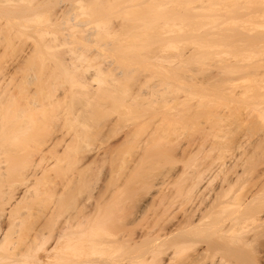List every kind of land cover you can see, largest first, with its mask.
<instances>
[{"label": "bare ground", "instance_id": "obj_1", "mask_svg": "<svg viewBox=\"0 0 264 264\" xmlns=\"http://www.w3.org/2000/svg\"><path fill=\"white\" fill-rule=\"evenodd\" d=\"M210 3L211 8L206 6L209 12L215 9L213 12L225 13L226 5L222 7L220 3L219 9L214 8L219 6L218 2ZM28 8L37 14L26 11V7L23 12L17 9L16 15V10L8 11L14 18L25 14L23 20H28L25 16L30 13L28 22L44 14L39 8L36 11L34 7ZM154 10H150L151 15L150 11L136 15L137 32L136 26H131V14L128 18L131 11L121 17V28L118 23L119 29L114 32L126 33L127 41L118 33L112 34L117 24L112 25V31L108 30L111 36L106 33L108 26L100 25L94 26L93 32L86 29L89 33H85L82 23L70 25L68 22L74 18L62 16L61 22H57L59 29L54 26L64 36L61 44H67L70 40L67 37L73 40L64 46L66 52L61 48L64 54L54 51L58 46L52 45L54 30H48L49 33L48 25H43L50 18L44 14L47 20L45 16L37 17L38 21L33 19L34 23L42 22L39 23L42 26L35 27L47 26L45 30L51 34L52 42L45 30L36 27V31L34 27L33 33L39 36L43 33L45 37L43 34L36 37L47 39L52 47L46 41L41 45L42 40L37 42L40 46L35 44L37 48L31 45L27 59L34 69L26 82L17 78L21 64L14 74L16 80L13 76L10 80L0 79V264H264V95L256 93L250 97L245 88L240 92L230 88L232 92L227 95L233 96L224 99L225 104L219 102L222 98L213 100V96L194 92L181 95L178 89L174 90L172 80L178 81L184 68L181 64L180 74L179 67L168 69L165 63L172 65L174 60L182 63L185 61L182 58L191 57L187 53L165 56L164 48L171 45L181 49L180 24L188 22L191 13L188 10L179 14L174 9L171 13L168 10L167 15L163 9V14L155 12H161L160 9ZM260 13L264 14V9ZM10 14L6 16L11 17ZM64 19H68L65 24ZM228 20L207 27L212 32L207 31L212 34L216 32L214 28L229 27ZM175 21L179 24L176 31ZM242 24L236 26L241 27L239 35L235 25L229 28L235 30V36L247 39L251 29ZM166 26L169 30L173 27L175 34L179 31L178 39L172 38L178 41L177 45L173 40L166 44L171 41L167 36L174 34L168 33ZM54 27L51 25L49 29ZM98 27H102L101 33ZM28 33L27 38L32 34ZM130 33L137 36L132 38L136 37L135 40L139 35L146 48L156 45L144 56L134 52L131 55L127 43L132 42ZM258 34L250 35L247 41L264 44V34ZM56 38L54 43L59 41ZM115 41L116 56L125 59L123 63L115 55H106ZM74 43L82 50L75 48ZM94 43L99 44L97 48ZM103 43L106 46L100 45ZM124 43L127 50L122 48ZM69 44L75 47L71 49ZM40 48L56 54L44 49L42 52ZM74 48L89 52V56L77 50L81 56ZM101 49L105 50L103 54H94L101 53ZM101 55L105 63L99 58ZM111 56L116 60L112 61ZM27 59L23 62L27 61L28 66ZM89 61L100 66H90L91 71ZM138 61L144 64L140 77L135 76L134 64L138 65L135 63ZM222 67L223 74L238 68L230 62ZM256 68L261 73L264 64H257ZM218 75L205 74L203 84L213 87L222 84L220 87L228 92L225 86L229 83L224 84L231 79ZM19 92L24 95L19 96ZM247 97L253 98V103L251 99L245 103ZM238 101L245 106L249 104L250 109L240 106ZM122 130L125 132L121 139ZM116 136L122 140L119 145ZM114 139L117 142L112 147ZM109 140L111 143H106L111 150L103 143ZM126 158L130 163L124 164Z\"/></svg>", "mask_w": 264, "mask_h": 264}, {"label": "rangeland", "instance_id": "obj_2", "mask_svg": "<svg viewBox=\"0 0 264 264\" xmlns=\"http://www.w3.org/2000/svg\"><path fill=\"white\" fill-rule=\"evenodd\" d=\"M8 1V2H7ZM148 1V2H147ZM150 0H0V67L2 68V69H0V70H2V71H0V73H1V75H0V79L2 80V79H4V80H6V79H11L12 78V76H13V78L15 77L14 76V74H15V72H16V70H18L19 69V67H21L22 65V69L20 70L19 69V71L16 73L17 74V78L19 77V81L20 82H22L23 80L25 81V80H27L30 76H31V74H33V71H31L32 69H34V67H32L31 68V66H29L30 65V61L31 60H28L27 58L29 57L27 54L29 53L30 55H31V52H30V49H31V45H32V48H34V45L35 44H37L38 46H40L38 43V40L39 41H41L42 39H39L38 37H36V35L37 36H39L38 35V33L36 34H34L33 32H36L37 30V28L35 27V25L37 24L38 26H42V24H39V23H42V22H40L39 21V23L37 22H33V19H32V22L31 21H29L28 22V20L30 19L31 20V16H30V13H32V10H31V12L30 11H28L27 10V8L28 7H31L30 9H32L33 7H34V9L36 8V9H40V11L39 12H41L42 11V13H44V14H46L47 15V17L48 18H50L49 20L50 21H48V22H46L45 21V24L43 23V25H48V27L50 28V26L52 25V27H54V26H56V27H58V23H59V21L61 22V20L63 19L62 18V16H66L67 18H69V20H70V17H72V18H74V20L72 21V22H68V19L67 20H65L64 19V21H63V23L65 22V21H67L70 25L71 24H73V23H82L83 24V28L85 29V31L84 30H82L83 32H85V33H89L90 31H94L92 28H94V26H102V27H104L105 28V26H108L107 28H105L106 29V33H108V35H110L112 32H114V31H116V28H118V23H119V27L121 28V26H120V24H121V17L123 16V15H125V13L126 12H130L131 11V13H128V18H129V15L131 14V18H130V20H131V26L132 27H134V26H136L135 28V31L138 29L137 27V24L135 25L134 24V18H136L137 16V14H138V16H139V14L141 13V15L144 13V11L146 10V9H150V10H161V12H157V11H155L157 14H159V13H161V14H163L162 13V9H163V11L164 12H166V14H167V11L168 12H170V10H172V12H173V10L174 9H176V10H174V12L176 13H178V10H179V14L180 13H185V12H188V10H187V8H189V7H191V9H192V7L194 6V8L190 11L189 10V13H191L190 15L193 17V15H194V19L193 18H191V16L189 15V20H188V22H182V24H180V26L182 27V29L180 30V28L181 27H179V30H180V34H179V31H177L178 32V34H179V37H181V38H179V48L181 47V49H179V50H176L175 49V47H171V45H166V46H168L169 47V49L167 48V49H165L164 48V51H165V56L167 55V56H169V57H175V56H178V55H187V57H191L190 58V60H188V59H186V58H182V59H184L185 61H183V60H181V61H183L182 63L180 62V61H178L177 60V62H176V60H174V62H173V64L172 65H169V62H166L165 63V65L167 66V68L169 67V68H172V67H170V66H175L176 65V67H179V69H180V71L178 72V73H180L181 72V67H182V65H183V68H184V70L181 72L182 73V75L180 76L179 75V80L177 81L176 80V78L174 79V81L172 80V82H173V84H175V86H174V90H176V89H178L177 91L181 94V95H185V94H188V93H192V92H194V93H197V94H199V95H204V96H213V97H211V98H213V100L215 99H219L220 101V103H225V104H227L226 102H224V99H226L227 100V98H228V96H230V98H232V96H233V94H231V95H229L230 94V88H232V90H233V88H235L234 89V91H238V92H240L239 90H242V89H246V90H248L247 91V95H250V97H252V95L251 94H253V96L254 95H257L256 93H259V94H263L264 95V70L260 73V70L259 69H257L256 67H257V64H261V63H263L264 64V44H252V43H250L249 41H247L248 39H250L249 37H250V35L252 36L253 35V37H254V35H256V34H258V33H261V35H262V33L264 34V14L262 13H260L261 12V10L262 9H264V0L261 2V0H157V1H150ZM10 2V3H9ZM52 2V3H51ZM211 2V3H210ZM214 2H216L215 4H217V2L219 3V4H217V5H219L218 7H214V5H213V7L214 8H222L223 6L225 7V5H226V7L223 9L224 11H225V13L221 10H219L220 12H223L224 13V15L222 16V15H220L221 17H219V13L217 12V10L215 11V12H217V14L215 13V12H213L212 11V13H211V11L209 12V9L207 10L206 9V6L210 3L211 5L213 4ZM220 3L222 4L221 6H220ZM206 4V5H205ZM43 5H45V6H43ZM199 7H198V6ZM149 6H151V7H149ZM195 6H197V8L198 9H196V7ZM216 6V5H215ZM21 7V8H20ZM24 7H26V11H28V12H30L29 13V16H28V14H27V16H25V18L27 17V19H28V17H29V19L28 20H26V19H24L23 20V17H24V15L22 14L21 15V13L20 14H18V16L16 17V18H14V16L17 14V9L19 10V9H22V10H19V11H21V12H23V8ZM207 7H209V5L207 6ZM209 8H211V7H209ZM29 9V8H28ZM29 9V10H30ZM34 9H33V11H34ZM36 9H35V11H36ZM8 10H12V11H10V13L11 12H13L14 10H16V11H14V12H16L15 13V15H13L12 14V16H13V18H12V16H11V14L9 13V11ZM48 10V11H47ZM64 10V11H63ZM67 10V11H66ZM150 10H147V11H145V13L146 14H148L149 12L148 11H150ZM5 11H7L9 14H10V16L11 17H8L9 16V14L7 13H5ZM26 11H25V13H26ZM37 11V12H38ZM44 11V12H43ZM65 11H66V14L64 15V13H65ZM198 11V12H197ZM4 12V13H3ZM39 12H38V14H39ZM192 12H193V14H192ZM203 12V13H202ZM34 13V12H33ZM32 13V14H33ZM36 13V12H35ZM34 13V14H35ZM144 13V14H145ZM171 13V12H170ZM170 13H168V14H170ZM175 13H173V14H175ZM197 14V15H195V14ZM5 14V15H4ZM31 14V15H32ZM37 14V13H36ZM43 14V16H42V14H41V16H34L35 17V19L38 17L39 19L41 18V17H44V19H46L47 17H46V15H44ZM63 14V15H62ZM152 14V12L150 11V15ZM153 14H155V13H153ZM166 14H164V15H166ZM167 14V15H168ZM187 14V13H186ZM199 14H203V15H199ZM221 14V13H220ZM6 15H8V16H6ZM21 16V19L19 18L20 16ZM60 17H58V16ZM172 15V14H171ZM127 16V15H126ZM65 17V18H66ZM141 17V16H140ZM37 18V19H38ZM47 18V19H48ZM57 18V19H56ZM62 18V19H61ZM124 18V17H123ZM128 18L126 17V19L128 20ZM139 18V17H138ZM35 19H34V21H35ZM36 19V20H37ZM46 19V20H47ZM229 19V20H228ZM135 20H137V19H135ZM226 20H228V24H229V27L231 26V28H232V26L233 25H235V28H239L238 29V31L241 29V27H239V26H241L240 24H242V23H244V24H242V26H249L250 28L249 29H251V31L249 32V34L250 35H247L246 33H243V35L244 34H246L247 36H249L247 39H241L242 37H241V35H240V37H237V36H235V35H239V34H241V32L240 33H237V34H234L235 33V30H234V32H232L231 31V29L227 26L228 24H225V26H227L226 28L224 27V26H221V27H223L224 29H222V28H214L215 29V31H213V32H215V33H212V34H210L208 31H207V29L208 30H210L211 31V29L210 28H207V27H209V26H212L213 25V27H216V26H218V25H216V24H218V22H221V21H226ZM24 21H27V22H24ZM38 21V20H37ZM42 21V20H41ZM44 21V20H43ZM54 21V22H53ZM94 21H97V22H99V23H95ZM120 21V22H119ZM138 21V20H137ZM164 21H166V20H164ZM58 22V23H57ZM162 22H163V20H162ZM179 22V21H178ZM48 23H52L51 25L50 24H48ZM57 24V25H55V24ZM66 23V22H65ZM64 23V24H65ZM87 23H88V25H87ZM105 23L107 24V25H105ZM135 23H139V22H136L135 21ZM168 23V22H167ZM171 23V22H170ZM169 23V24H170ZM175 26L177 27H174L175 28V31L178 29V23L175 21ZM64 24H61V25H64ZM109 24V25H108ZM115 24H117V26L115 25ZM122 24L123 25H126V24H124L123 22H122ZM134 24V25H133ZM168 24V26H170ZM207 24V25H206ZM221 25H223L224 23H220ZM219 24V25H220ZM239 24V26L238 27H236L237 25ZM60 25V24H59ZM60 25V26H61ZM86 25V26H85ZM112 25L114 26H116L115 28H114V30L112 31ZM139 25V24H138ZM206 25V26H205ZM216 25V26H215ZM33 26V27H32ZM172 26H174V25H172ZM35 27V30H33V28ZM44 27V26H43ZM45 27H47V26H45ZM43 28V29H41L40 27L38 28V29H41V30H45V29H47V28ZM56 27H54V28H51V29H47V32H49L48 30H56L57 28ZM102 27H100V29L102 28ZM60 28H62V27H60ZM97 28V27H96ZM103 28V29H104ZM166 28H167V26H166ZM170 28V27H169ZM169 28H167L168 29V33L169 32H171V33H174L173 32V27H171L172 28V30L170 31L169 30ZM212 28V27H211ZM22 29V30H21ZM32 29V30H31ZM58 29H59V27H58ZM79 29V31L81 30V27L80 28H78ZM86 29L87 30H89V32L87 31L86 32ZM92 29V30H91ZM98 29H99V27H98ZM100 29L98 30L100 33H101V31H100ZM111 30L112 32H109L108 30ZM119 29V28H118ZM134 29V28H133ZM132 29V30H133ZM167 29H166V33H167ZM219 29H221V30H219ZM233 29V28H232ZM19 30H21V33L20 32H18ZM41 30H39V34H40V32H41ZM96 30V29H95ZM217 30H219V31H217ZM227 30V31H226ZM31 32L32 34H29L28 35V38H27V32H26V35H25V33L24 32ZM54 31L52 32V34H53V36H52V40H53V42L51 41V34L49 35V33L51 32H49L48 34L46 33V30L44 31L45 32V34L46 35H48V36H46L47 38H48V40L50 39V41L52 42V45L54 44V46L55 45H57L58 44V46H56V47H54V48H56L57 49V47H59L57 50L55 49H53L54 51H56V52H58L59 54H64L63 52L65 51V48H64V46L65 45H67L68 43H69V41L70 40H72L71 38H68L67 36V38H66V40L67 39H70L68 42H67V44H61V43H63L64 41H63V35H61V32L59 33V31L58 30H56V31H58V32H56V35H58V36H56L55 34H54ZM61 31V30H60ZM78 31V32H79ZM82 31H81V33H82ZM98 31H96L97 33H98ZM104 31V30H103ZM121 31V30H120ZM135 31L133 32L134 34H135ZM138 31V30H137ZM136 31V32H137ZM165 31V30H164ZM237 30H236V32H238ZM24 34H23V33ZM132 32V31H131ZM207 32H208V34H207ZM212 32V31H211ZM42 33V32H41ZM79 33L78 35L80 36L81 35V37L83 36L82 34H84V33ZM103 33H105V31L103 32ZM103 33H102V35H103ZM110 33V34H109ZM116 32H114V33H112V34H115ZM117 33L119 34V37H121L120 35H122V34H120L121 32H119L118 30H117ZM117 33L115 34V35H117ZM123 33V32H122ZM35 36H34V35ZM43 34V33H42ZM42 34H40V36L39 37H41V35ZM60 34V35H59ZM124 34V33H123ZM134 34H129V38L131 37V39L134 37V36H136V35H134ZM140 34V33H139ZM175 34V33H174ZM174 34H170L169 36H167V38H169V39H171V41H169L168 39H166V40H168V41H166V44L167 43H169L170 44V42H173V41H175L174 42V44L175 45H177L176 43H178V41L176 42V40H173L172 38H174V39H178L177 37H176V35H178V34H175V36H174ZM76 35V34H75ZM99 35V34H98ZM101 35V36H102ZM108 35H106L105 34V36H107V37H109ZM128 35V34H127ZM140 35H142V34H140ZM174 36V37H172V36ZM245 35V36H246ZM258 35H260V34H258ZM22 36V37H21ZM26 36V37H25ZM29 36H30V38H29ZM54 36H55V38L56 37H58V42L57 43H54ZM84 36H86V34L84 35ZM111 36V35H110ZM114 36V35H113ZM112 36V37H113ZM122 36H124L125 38H126V33H125V35H122ZM145 36V35H144ZM228 36H230V38H226V37H228ZM231 36H232V38H231ZM245 36H243L244 38H246ZM257 36V35H256ZM43 37H45L44 36V34H43ZM59 37H61L60 39H59ZM78 37V36H77ZM104 37V35L102 36V38ZM112 37H110V39H112L113 40V38ZM122 38V39H125V38ZM128 37V36H127ZM137 37V36H136ZM135 37V38H136ZM140 36L138 35V39H136L135 40V38L134 39H132V42H131V44H130V42H127L129 45H128V47H130L129 48V51H128V53L129 54H131V55H133V52H134V54L136 53V55L137 54H146L152 47H154L156 44H152V46L151 47H149V48H146V47H144L145 46V44H144V40L141 42V40H140V38H139ZM171 37V38H170ZM176 37V38H175ZM237 37V38H236ZM38 38V39H37ZM54 38V39H53ZM76 38V37H75ZM74 38V39H75ZM79 39H80V37H78ZM77 38V39H78ZM106 38V37H105ZM105 38H104V40H105ZM117 38H118V36H117ZM144 38V37H143ZM143 38H141V39H143ZM33 39H34V42H33ZM35 39H37V40H35ZM45 39V38H44ZM78 39V40H79ZM97 39V38H96ZM98 39H101L100 38V36H98ZM109 39V38H108ZM109 39V40H110ZM121 38L119 39L120 40V42L123 44V42L121 41L122 40ZM144 39H146V38H144ZM197 39H200V40H197ZM205 39H207L208 40V42L209 43H205V41H207V40H205ZM47 40V39H46ZM45 40V41H46ZM56 40H57V38H56ZM62 40V41H61ZM76 40V39H75ZM102 40V39H101ZM100 40V41H101ZM107 40V39H106ZM105 40V41H106ZM109 40H108V42H109ZM111 40V41H112ZM115 40V39H114ZM118 40V41H119ZM128 40H130V39H128ZM173 40V41H172ZM181 40V41H180ZM198 42H197V41ZM201 40H203V41H201ZM205 40V41H204ZM35 41H36V43H35ZM43 41V42H42ZM41 42H40V44L42 45L43 43H45V41L44 40H42ZM49 41V42H50ZM73 41V40H72ZM98 41V40H97ZM104 41V42H105ZM123 41H127V38L125 39V40H123ZM199 41H200V43H199ZM38 42V43H37ZM47 42V44L49 43L48 41H46ZM50 42V43H51ZM71 42V41H70ZM75 42V41H74ZM77 42H80L81 43V41H77ZM76 42V43H77ZM102 42V41H101ZM100 42V43H101ZM116 43L114 44V42H113V44H114V46L113 47H110V48H113V49H111L110 51H112V52H114L115 50L114 49H116L117 50V48L118 47H116L115 45L117 44V41H115ZM181 42V43H180ZM201 42H204V43H201ZM48 44V45H50L51 46V44ZM80 43H78V44H80ZM84 42H82V44H83ZM98 43H99V41H98ZM97 43V45H99ZM112 42H110L109 44H111ZM146 43V42H145ZM46 44V43H45ZM105 44V45H104ZM108 43H107V46L109 45ZM118 44H119V42H118ZM125 44V47H122V48H124V50H127L128 48H127V46H126V43H124ZM147 44H149V43H147ZM146 44V46H149V45H147ZM174 44H172V46L174 45ZM44 45V44H43ZM59 45H61V47L59 46ZM62 45H63V47H62ZM71 44H69L68 45V47L70 46ZM74 45H75V43H74ZM73 45V46H74ZM84 45H86V43L84 44ZM82 46V47H84L83 48V50L85 49V46ZM87 45H89V44H87ZM91 45V47H93L92 46V44H90ZM89 45V46H90ZM93 45H95V43L93 44ZM97 45H95V47L97 48ZM100 45H104V46H106V43H103V44H100ZM150 45H151V43H150ZM73 46H72V48H73ZM75 46H77V45H75ZM74 46V47H75ZM104 46H102V47H104ZM119 46V45H118ZM35 47H36V45H35ZM52 47V46H51ZM67 47V46H66ZM81 48L80 46H77V47H75V48ZM87 47V46H86ZM100 47V46H99ZM99 47H98V49H99ZM109 47V46H108ZM171 47V48H170ZM183 47V48H182ZM37 48V47H36ZM61 48L63 49V52H62V50H61ZM70 48H71V46H70ZM71 48V49H72ZM74 48V51L76 52V53H79L80 51H79V49H75ZM90 48V47H89ZM94 48V47H93ZM92 48V49H93ZM95 48V49H96ZM104 48H106V47H104ZM103 48V49H104ZM109 48V49H110ZM122 48H119V49H122ZM126 48V49H125ZM132 48V50H130ZM192 49L191 51H192V53H191V55H190V53L189 52H191V51H189V49ZM41 49V48H40ZM42 49H44V48H42ZM41 49V51L43 52V50ZM52 49V48H51ZM50 49V50H51ZM88 49V48H87ZM94 49V50H95ZM103 49H101V51L103 50ZM118 49V51L120 52V50ZM183 49V50H182ZM185 49V50H184ZM68 50V49H67ZM66 50V51H67ZM70 50V49H69ZM81 50H82V48H81ZM86 50V49H85ZM88 50H90V49H88ZM93 50V51H94ZM114 50V51H113ZM40 51V50H39ZM40 51V52H41ZM44 51L46 52V51H48L47 49H44ZM54 51H48V52H53V54L55 53L56 54V52H54ZM60 51V52H59ZM65 51V52H66ZM96 51V50H95ZM94 51V52H95ZM103 51H105V50H103ZM103 51L101 52V53H99L98 52V50H97V52L98 53H94V54H103ZM107 51H108V53H107ZM110 51L108 50V48H107V50H106V55L107 54H111L112 56L113 55H117V52L115 53L114 52V54L113 53H110ZM181 51H186V52H181ZM189 51V52H188ZM44 52V54H46ZM62 52V53H61ZM84 51H81L80 53H83ZM86 53H87V51H85ZM84 52V53H85ZM118 52V53H119ZM125 52V51H124ZM79 53V54H80ZM89 53V52H88ZM87 53V54H88ZM91 53H92V51H91ZM120 53H123V51H121ZM125 53H127V51L125 52ZM187 53V54H186ZM32 54H34V53H32ZM78 54V55H79ZM86 54V55H87ZM194 54V55H193ZM214 54H216V55H214ZM81 55V54H80ZM84 55V54H83ZM85 55V56H86ZM105 55V56H106ZM120 55V54H119ZM124 55V54H123ZM123 55H120V56H123ZM190 55V56H189ZM196 55V56H195ZM200 55H202V57L200 56ZM206 55V56H205ZM214 55V56H213ZM238 56L237 58H234V57H232V56ZM28 56V57H27ZM82 56V55H81ZM81 56L79 57V58H81ZM85 56H83L82 58H84ZM88 56H89V54H88ZM109 56V58H110V55H108ZM107 56V57H108ZM111 56V59H113L112 61H114V60H116V58H113ZM114 56V57H115ZM138 56H140V55H138ZM144 56V55H143ZM193 56H195V59H193L194 57ZM205 56V57H204ZM208 56H210V57H208ZM104 57V56H103ZM102 57V55H101V57H99L100 59L101 58H103ZM117 58H118V56H116ZM86 58H88L87 56H86ZM99 58L98 59H96V58H94V59H96L97 61H98V63L101 61V60H99ZM121 58V57H120ZM120 58H118L117 60H119ZM196 58H198V59H196ZM200 58V59H199ZM205 58V59H204ZM207 58V59H206ZM25 59H27L29 62H28V66L26 65V63H27V61H25V62H23V60H25ZM85 59V58H84ZM106 59V58H105ZM93 60V59H92ZM95 60V61H96ZM103 60H104V58H103ZM111 61L110 59H108L107 58V61ZM121 60H122V63H123V61L125 60V59H123V58H121ZM120 60V61H121ZM193 60V61H192ZM199 60V61H198ZM48 61V60H47ZM52 61V60H51ZM51 61H50V65L51 64H53V63H51ZM78 61L79 62H81V60L80 59H78ZM96 61V62H97ZM131 61H133V60H131ZM195 61H197V62H195ZM49 62V61H48ZM83 62V61H82ZM81 62V63H82ZM84 62H86V61H84ZM88 62V61H87ZM102 62H106L105 60L104 61H102ZM102 62H100L101 64H102ZM187 62H190V63H188V64H186ZM193 62H195V63H193ZM227 62H230V63H234V64H236L237 66H238V68L237 69H234L233 70V73H230V72H227V73H225V74H223V71H222V66L223 65H225ZM94 63V62H93ZM99 63V64H100ZM104 63L102 64V65H104ZM127 62H125V64H126ZM132 63V62H131ZM136 64H138V65H136L135 66V64H134V68H136L135 69V71L137 72H135L136 74H135V76L136 77H140V76H142V74L143 73H141L140 72V70L142 69L143 70V66H144V64L142 63V61H138V62H135ZM177 63H180L179 65H177ZM21 64V66H19ZM48 64V63H47ZM85 64H88V63H85ZM89 64H90V61H89ZM94 64H97V63H94ZM93 64V65H94ZM182 64V65H181ZM50 65H49V67H50ZM76 65H78V64H76ZM81 65V64H80ZM79 65V66H80ZM83 65H84V63H83ZM93 65H89L88 67H89V69L91 70V68H90V66L92 67ZM101 65V66H102ZM19 66V67H18ZM53 66V65H52ZM82 66V65H81ZM98 66H100V65H96L95 67L96 68H98ZM133 66V65H132ZM18 67V68H17ZM48 67V66H47ZM85 67V66H84ZM7 68V69H6ZM15 68V69H14ZM86 69H88L87 67H85ZM96 68H95V70H96ZM168 68V69H169ZM5 69L7 70V71H5ZM12 69H13V72H12ZM92 69H94V67L92 68ZM186 69V70H185ZM222 71V74H221V71ZM257 70H259V71H257ZM10 71V72H9ZM92 71V70H91ZM94 71V70H93ZM184 71H186V72H184ZM5 72V73H4ZM198 72V73H197ZM200 72L203 74H200ZM205 72V73H204ZM180 73V74H181ZM228 73H230L229 74V76H226V75H228ZM15 74V75H16ZM205 74H207L208 76H209V74H211L212 76H216V74H219L218 76H223V77H227L226 79H228V78H230L231 80L229 81V82H227L226 84H224V85H227L228 83L230 84V87H228V85H227V87L225 86V88L226 89H228V92L227 91H225V89H224V87L222 86V87H220L222 84H218V87H213L212 85H208V84H203V79L204 78H202V76H204ZM215 74V75H214ZM221 74V75H220ZM166 75H168L169 77H171V75H169L167 72H166ZM2 76V77H1ZM204 77H206V76H204ZM173 78V77H172ZM178 78V77H177ZM220 78V77H219ZM20 79H22V81L20 80ZM221 79V78H220ZM14 80H16V78H14ZM26 82V81H25ZM134 82V81H133ZM232 82V83H231ZM24 83V82H23ZM24 86V85H23ZM26 89V88H25ZM237 89V90H236ZM232 90H231V92H232ZM225 92H226V94H225ZM249 92V93H248ZM20 94H19V96H21V93H22V95H24V92H19ZM227 93H229L228 95H227ZM227 95V96H226ZM216 97H218V98H216ZM249 97V100L251 99ZM18 98V97H17ZM24 98V97H23ZM230 98H228V100H230ZM242 98H245V97H242ZM19 99V98H18ZM20 99H22V97H20ZM248 99V97L245 99L246 100V102L245 103H249V100H247ZM243 100V99H242ZM253 98L250 100V101H252V103H253ZM218 102V101H217ZM241 102V101H240ZM239 101L237 102V103H239V105L240 106H245V104L243 105V104H241ZM251 103V102H250ZM225 104H220L221 106L223 105H225ZM230 105V107H231V104H229L228 103V106ZM232 105H233V103H232ZM248 105L249 104H246V106L248 107ZM250 105H252V104H250ZM222 106V107H223ZM234 106V105H233ZM236 106V105H235ZM237 106H238V104H237ZM246 106L244 107V108H246ZM248 109H250V106L248 107ZM123 130H126V129H123ZM122 130V137H121V135L120 134H118V136H119V138H123V132H125V131H123ZM116 138H118L117 136L115 137V139ZM118 138V142L117 141H115V139H114V141H112V140H109V141H105V142H103L104 144H106V147L108 146V144L106 143V142H110L111 143V141H112V147L114 146V145H116L115 143L117 142V145H119L120 143H121V141L122 140H120ZM120 140V141H119ZM114 142V143H113ZM102 143V144H103ZM110 143H109V146H110ZM103 147H105V146H103ZM106 147H105V149H106ZM112 147L110 146L109 148L107 147V149L108 150H111L112 149ZM102 149V148H101ZM104 149V148H103ZM104 149V150H105ZM106 149V150H107ZM104 150L103 151H101V152H104ZM107 150V151H108ZM122 150V149H121ZM107 151H105L104 153H107ZM123 151V150H122ZM121 151V152H122ZM125 151V150H124ZM100 152V153H101ZM103 154V153H102ZM101 155V154H100ZM104 155V154H103ZM103 155H101L100 157H103ZM107 155V154H106ZM116 155V154H115ZM114 155V156H115ZM126 155H129V154H126ZM125 155V153H124V156H126ZM131 155V154H130ZM108 156V155H107ZM91 157V156H90ZM106 157V156H105ZM123 157V156H122ZM125 158V157H124ZM127 158H130V156L129 157H127ZM126 158V160L127 161H125V159H124V164H125V162L127 163L128 162V160L129 159H127ZM123 159V158H122ZM130 160H131V158H130ZM128 163H130V161L128 162ZM129 165V164H128ZM125 165H123V167H124ZM130 166V165H129ZM129 166H127V164H126V167H129ZM131 167V166H130ZM125 168V167H124ZM123 168V169H124ZM123 169H121V170H123ZM126 169H129V168H126ZM105 170H106V167H105ZM104 169H103V172L105 171ZM124 171V170H123ZM121 172V171H120ZM120 172H119V174H120ZM126 172V171H125ZM121 175H124L123 173L121 174Z\"/></svg>", "mask_w": 264, "mask_h": 264}]
</instances>
